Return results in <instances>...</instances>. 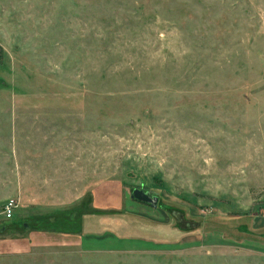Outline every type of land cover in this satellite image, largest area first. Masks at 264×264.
<instances>
[{
  "label": "rangeland",
  "instance_id": "obj_1",
  "mask_svg": "<svg viewBox=\"0 0 264 264\" xmlns=\"http://www.w3.org/2000/svg\"><path fill=\"white\" fill-rule=\"evenodd\" d=\"M0 46V239L56 236L0 264H264V0H0Z\"/></svg>",
  "mask_w": 264,
  "mask_h": 264
},
{
  "label": "crops",
  "instance_id": "obj_2",
  "mask_svg": "<svg viewBox=\"0 0 264 264\" xmlns=\"http://www.w3.org/2000/svg\"><path fill=\"white\" fill-rule=\"evenodd\" d=\"M0 48H2L0 46ZM0 58H2V53L0 50ZM2 60L0 59V79L2 78ZM1 232L4 233L6 231V228L1 227L0 228ZM11 231V229H8ZM54 234L50 232H41V231H35V230H30L26 236L19 235L14 236L13 238H1L0 239V255L1 254H15V253H22L25 251H28L29 248L38 246L41 242L49 244L50 240L52 239Z\"/></svg>",
  "mask_w": 264,
  "mask_h": 264
},
{
  "label": "trees",
  "instance_id": "obj_3",
  "mask_svg": "<svg viewBox=\"0 0 264 264\" xmlns=\"http://www.w3.org/2000/svg\"><path fill=\"white\" fill-rule=\"evenodd\" d=\"M0 50H1V48H0ZM87 216H89V215H87ZM45 220H49V222H51V219H49L47 217L46 218L45 217H42V219H40L38 222L37 221L34 222L35 223L34 224L35 227H31L30 229L31 230H35V231H41V232H43V231H45V232L51 231V230L48 231V229L45 227L46 226ZM246 221H249V220H246ZM52 222H53V224H55L54 221H52ZM131 223H132V221H131ZM26 227H29V223L26 224ZM172 227L176 231H178V230L181 231V229H179V226L177 224H176V227H174L173 225H172ZM240 227H239L240 229H238V232L239 233H242V235H244V236H253V237L258 236L259 238H261L262 240H264V234H257L255 232H253V230H251L249 228V225L248 226L247 225H244V226L242 225Z\"/></svg>",
  "mask_w": 264,
  "mask_h": 264
},
{
  "label": "water",
  "instance_id": "obj_4",
  "mask_svg": "<svg viewBox=\"0 0 264 264\" xmlns=\"http://www.w3.org/2000/svg\"><path fill=\"white\" fill-rule=\"evenodd\" d=\"M133 195L132 198L135 199L138 202H143V203H147L149 205H152L153 207H156L157 202H158V197L155 196H151L148 193H146L144 190L142 189H135L133 190Z\"/></svg>",
  "mask_w": 264,
  "mask_h": 264
},
{
  "label": "built area",
  "instance_id": "obj_5",
  "mask_svg": "<svg viewBox=\"0 0 264 264\" xmlns=\"http://www.w3.org/2000/svg\"><path fill=\"white\" fill-rule=\"evenodd\" d=\"M18 206V203L15 200L9 201L4 205V216L6 219L10 220L14 217L15 210Z\"/></svg>",
  "mask_w": 264,
  "mask_h": 264
}]
</instances>
